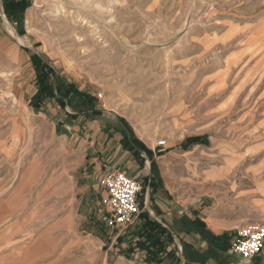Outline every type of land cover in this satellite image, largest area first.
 <instances>
[{"label":"rangeland","instance_id":"rangeland-1","mask_svg":"<svg viewBox=\"0 0 264 264\" xmlns=\"http://www.w3.org/2000/svg\"><path fill=\"white\" fill-rule=\"evenodd\" d=\"M3 1L0 264H116L109 237L121 228L103 223L107 191L85 175L81 113L93 109L145 145L164 140L148 167L161 166L175 196L189 189L226 213L232 243L264 224V0ZM34 55L55 69L58 93L72 86L71 103L30 105ZM208 242L204 262L226 264L228 250L243 260Z\"/></svg>","mask_w":264,"mask_h":264},{"label":"crops","instance_id":"crops-1","mask_svg":"<svg viewBox=\"0 0 264 264\" xmlns=\"http://www.w3.org/2000/svg\"><path fill=\"white\" fill-rule=\"evenodd\" d=\"M0 2L1 10L5 12L4 1L0 0ZM4 16L6 17L5 14ZM11 27L15 29L14 26L11 25ZM15 31L19 33L17 30ZM99 111V113L95 112L94 114L81 113L85 119L82 132L86 137L85 143H87V152L85 154L88 172L85 175H89L92 182L96 183L93 184L95 187L96 185L100 187L99 179L101 176L113 170L124 171L130 176L143 175L144 178L141 181L143 190L139 195L140 213L147 212L151 218L168 230L174 238L172 244L160 252L161 261L159 263H148L146 261L148 257L146 249L140 247L132 248L125 239L121 243L118 240L119 237H124L132 232L137 223L141 224L142 221L139 220L140 217L138 218V215L133 223L117 231L116 237L114 234H110V254L117 259L116 264H215L209 262V259L205 262L203 261L206 258H210L206 254L209 246L208 237H206L204 232L193 227L191 222L194 220L196 223L199 220L204 222L206 231L210 236H224L223 239L213 241L211 244L229 248L234 233L230 231L232 228L226 222V213L222 215V218H219L212 212L213 209L203 205L201 198L192 200L189 189H183L182 192H178V196H175L173 189L169 186V182L165 180L161 166L159 164L156 165L158 168L157 173V171L150 170L147 164V162H150L149 158L157 159L163 155L157 154L161 152V149L157 148L158 143L155 146L145 145L139 136H136L139 141H135L134 131H131L126 123L120 121L121 118L116 117L112 113L106 116L113 119L112 124L107 127L103 121L104 117L100 118L105 112L103 110ZM66 115H69L73 120L83 121V116L80 114V116L67 113ZM145 148H148L151 153L148 154ZM103 190L100 191V197L106 195L104 188ZM225 196L224 194L222 196L224 211H226ZM204 255L207 256L205 257ZM226 264H264V251L251 260L243 259L238 261L229 254L228 250L226 251Z\"/></svg>","mask_w":264,"mask_h":264},{"label":"trees","instance_id":"trees-1","mask_svg":"<svg viewBox=\"0 0 264 264\" xmlns=\"http://www.w3.org/2000/svg\"><path fill=\"white\" fill-rule=\"evenodd\" d=\"M20 4H22L23 9H26L30 5L28 0L17 1V6ZM33 60L35 61V69L39 88L37 92L32 96L30 100V105L33 106L36 110H39L44 104H47L53 99H55L62 107L66 106V103H71L73 100V93H71L73 91L72 86L71 89L68 90L66 96L61 95L55 90L54 87L55 69L48 62L42 60L41 56L39 55H34ZM75 91L77 92V89H75ZM85 97L92 99V97L89 95H86ZM93 112L99 113L100 111L93 109ZM126 125L132 131V128L128 124ZM57 130L58 133H62L60 123L58 124ZM200 139V137H194L190 141L199 142ZM134 140L137 142L139 141L135 135ZM145 151L148 154L151 153L148 148H145ZM151 167L152 170L156 171L157 166L154 162L151 163ZM139 217V220L142 221L141 224L137 223L138 226L136 224V227L132 232L126 234L124 237H119L118 240L121 243V241L125 239L132 248L140 247L146 249V251L148 252V257L146 261L148 263H159L161 261L160 252L167 249L166 247L172 244L174 238L168 230L162 227L161 224L158 223L155 219L151 218L147 214V212L140 213L138 218ZM191 224H193V227H195L196 229L200 230L201 232H204L210 242H215L218 239L224 238V236H210V234H208V232L206 231L205 223L200 220L197 223L194 220L191 222Z\"/></svg>","mask_w":264,"mask_h":264},{"label":"built area","instance_id":"built-area-1","mask_svg":"<svg viewBox=\"0 0 264 264\" xmlns=\"http://www.w3.org/2000/svg\"><path fill=\"white\" fill-rule=\"evenodd\" d=\"M161 140L158 145H164ZM106 189L103 199L105 208L101 216L103 223L111 230L125 228L134 222L141 212L139 195L143 184L138 177H131L119 170L103 175L99 180ZM232 250L245 260L253 259L264 251V224L247 225L238 229Z\"/></svg>","mask_w":264,"mask_h":264},{"label":"bare ground","instance_id":"bare-ground-1","mask_svg":"<svg viewBox=\"0 0 264 264\" xmlns=\"http://www.w3.org/2000/svg\"><path fill=\"white\" fill-rule=\"evenodd\" d=\"M8 27H9V26H8ZM22 40L25 42V39H24V38H23Z\"/></svg>","mask_w":264,"mask_h":264}]
</instances>
